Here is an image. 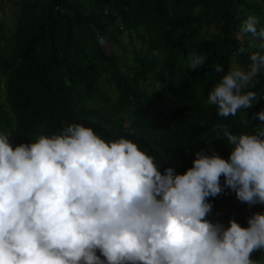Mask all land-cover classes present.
Returning <instances> with one entry per match:
<instances>
[{
	"label": "trees",
	"instance_id": "16d2710c",
	"mask_svg": "<svg viewBox=\"0 0 264 264\" xmlns=\"http://www.w3.org/2000/svg\"><path fill=\"white\" fill-rule=\"evenodd\" d=\"M8 1L16 9L10 25L0 22V131L11 133L13 146L78 123L106 141L132 140L161 173L183 174L202 149L228 159L231 146L214 139L215 125L240 134L260 123L250 117L264 110V71L249 89L257 102L236 116H218L207 96L233 62L247 70L253 52L264 55V40L237 36L248 16L264 28V0ZM193 52L205 54V64L185 69ZM221 186L208 198L210 222L247 227L253 213H264V205L237 200L223 177ZM251 259L264 264V253Z\"/></svg>",
	"mask_w": 264,
	"mask_h": 264
},
{
	"label": "clouds",
	"instance_id": "9594fccd",
	"mask_svg": "<svg viewBox=\"0 0 264 264\" xmlns=\"http://www.w3.org/2000/svg\"><path fill=\"white\" fill-rule=\"evenodd\" d=\"M258 23L248 16L241 38L264 40ZM205 60L190 53L185 69ZM249 60L247 70L233 62L208 93L218 116L257 102L249 89L264 71V55L253 52ZM212 68L224 72L220 64ZM256 119L247 133L215 125L214 139L231 146L228 159L202 149L183 174L172 167L161 173V163L132 140L106 141L78 123L16 146L0 131V264H261L251 255L264 253V213H253L247 227L207 219L208 198L224 190L221 177L240 202L264 205V110L250 117Z\"/></svg>",
	"mask_w": 264,
	"mask_h": 264
},
{
	"label": "rangeland",
	"instance_id": "374dc122",
	"mask_svg": "<svg viewBox=\"0 0 264 264\" xmlns=\"http://www.w3.org/2000/svg\"><path fill=\"white\" fill-rule=\"evenodd\" d=\"M15 9L16 8H14L13 4L10 1L4 0L2 4V8L0 9V22L6 25H10L13 19L12 13ZM237 36H239V38L241 39L240 34H238ZM105 86L107 85L105 84ZM0 98H2L1 92H0Z\"/></svg>",
	"mask_w": 264,
	"mask_h": 264
}]
</instances>
